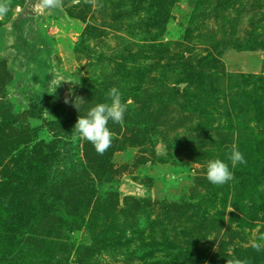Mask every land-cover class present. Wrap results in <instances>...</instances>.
I'll list each match as a JSON object with an SVG mask.
<instances>
[{
  "label": "rangeland",
  "instance_id": "obj_1",
  "mask_svg": "<svg viewBox=\"0 0 264 264\" xmlns=\"http://www.w3.org/2000/svg\"><path fill=\"white\" fill-rule=\"evenodd\" d=\"M24 2L10 0L0 19V174L27 142L53 139L33 130L44 121L74 127L112 87L127 110L109 121L102 155L78 142L93 189L59 161L62 201L33 234L4 243L8 263L213 264L248 252L259 264L264 0H63L17 29ZM233 145L246 164L231 166ZM216 158L233 172L223 185L206 178Z\"/></svg>",
  "mask_w": 264,
  "mask_h": 264
},
{
  "label": "trees",
  "instance_id": "obj_2",
  "mask_svg": "<svg viewBox=\"0 0 264 264\" xmlns=\"http://www.w3.org/2000/svg\"><path fill=\"white\" fill-rule=\"evenodd\" d=\"M41 129L53 132V139L47 142L42 139L27 142L33 144L13 158L15 168L0 174V264H9V251L5 250L4 243H15L25 234L26 237L33 234L35 223L62 201L57 194L60 183L54 174L60 160L72 164L74 179L81 183L83 189H93L95 185L80 158V137L74 132L73 126L55 119L44 121L33 130ZM74 137L76 139H72ZM97 171V177L100 178ZM191 208L201 210L199 205ZM233 257L247 260L248 264H253L255 260L252 253L236 252L233 256L223 254L214 258L213 264H226V260ZM193 264H202V260ZM259 264H264V256Z\"/></svg>",
  "mask_w": 264,
  "mask_h": 264
},
{
  "label": "clouds",
  "instance_id": "obj_3",
  "mask_svg": "<svg viewBox=\"0 0 264 264\" xmlns=\"http://www.w3.org/2000/svg\"><path fill=\"white\" fill-rule=\"evenodd\" d=\"M75 2H78V0H75ZM86 2L96 7H102L97 0H86ZM9 3L10 0H0V19H3L7 14ZM37 5L41 9L60 8L63 6V0H37ZM68 95H72L71 89H69ZM107 98L110 102L96 104L87 111L86 116H78L73 127L74 132L80 138L90 142L96 152L101 155L111 146L112 143L113 134L108 128L109 121L122 123L127 110L126 104L122 102L121 93L116 87L109 89ZM77 99H79L81 103L85 102L83 98L77 97L73 101V107H75L74 105ZM64 103H69L68 97L64 99ZM227 159L232 167H235L238 164L244 165L247 163L243 153H241L235 145L231 147ZM206 178L213 185H223L231 181L234 176L233 172L230 170L229 163L216 158L207 162ZM251 246L256 251L264 249V235H259L256 240L252 242ZM226 264H248V262L247 260L233 257L226 260Z\"/></svg>",
  "mask_w": 264,
  "mask_h": 264
},
{
  "label": "water",
  "instance_id": "obj_4",
  "mask_svg": "<svg viewBox=\"0 0 264 264\" xmlns=\"http://www.w3.org/2000/svg\"><path fill=\"white\" fill-rule=\"evenodd\" d=\"M57 10V8L54 9H41L37 5V0H25L23 6L19 9L13 25L15 28L19 29L21 25L23 24H32V21L34 20L35 17H38L41 14L44 13H53ZM124 187L122 186L120 188L121 192L126 193V190L123 189Z\"/></svg>",
  "mask_w": 264,
  "mask_h": 264
}]
</instances>
